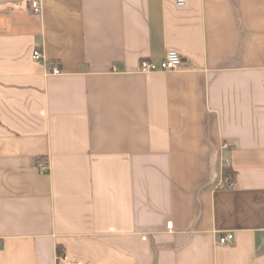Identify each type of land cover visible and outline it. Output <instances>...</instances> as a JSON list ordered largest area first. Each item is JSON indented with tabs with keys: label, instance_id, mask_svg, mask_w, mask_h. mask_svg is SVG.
I'll return each mask as SVG.
<instances>
[{
	"label": "crops",
	"instance_id": "1",
	"mask_svg": "<svg viewBox=\"0 0 264 264\" xmlns=\"http://www.w3.org/2000/svg\"><path fill=\"white\" fill-rule=\"evenodd\" d=\"M28 1L0 0V264H264V0Z\"/></svg>",
	"mask_w": 264,
	"mask_h": 264
},
{
	"label": "built area",
	"instance_id": "2",
	"mask_svg": "<svg viewBox=\"0 0 264 264\" xmlns=\"http://www.w3.org/2000/svg\"><path fill=\"white\" fill-rule=\"evenodd\" d=\"M175 5L182 7L186 4V0H173ZM29 9L32 14L38 15L40 14L42 10V4L41 0H29L28 1ZM32 59L35 61L43 60V53L39 49H34L32 51ZM181 63V56L176 50H168L166 52V55L164 59L160 63H154L148 60L141 61L139 65L138 71L141 73H149V72H155V71H175L178 69L179 65ZM51 72L53 74H60L61 70L54 66L51 68ZM36 167L39 171V173H47L49 170V165L46 160L39 159L36 161ZM224 182L227 186L233 185V178L231 176L224 179ZM167 228H172V222L169 221L167 223ZM233 240V233L232 232H226L223 235H221L217 242L219 245H226L231 243ZM63 259H66L64 256ZM69 264H81L79 262H70Z\"/></svg>",
	"mask_w": 264,
	"mask_h": 264
},
{
	"label": "trees",
	"instance_id": "3",
	"mask_svg": "<svg viewBox=\"0 0 264 264\" xmlns=\"http://www.w3.org/2000/svg\"><path fill=\"white\" fill-rule=\"evenodd\" d=\"M222 176L224 179L227 177L231 176L233 177V170L231 166L229 165L228 161H223V166H222Z\"/></svg>",
	"mask_w": 264,
	"mask_h": 264
}]
</instances>
